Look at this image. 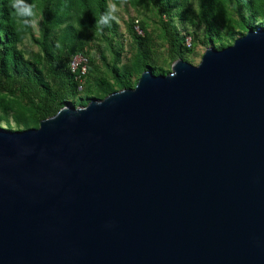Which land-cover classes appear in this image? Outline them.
Listing matches in <instances>:
<instances>
[{"label": "water", "instance_id": "1", "mask_svg": "<svg viewBox=\"0 0 264 264\" xmlns=\"http://www.w3.org/2000/svg\"><path fill=\"white\" fill-rule=\"evenodd\" d=\"M0 264H264V28L0 128Z\"/></svg>", "mask_w": 264, "mask_h": 264}, {"label": "trees", "instance_id": "2", "mask_svg": "<svg viewBox=\"0 0 264 264\" xmlns=\"http://www.w3.org/2000/svg\"><path fill=\"white\" fill-rule=\"evenodd\" d=\"M109 0H0V94L18 96L32 114L30 122L22 113L0 97V122L8 124L12 113L18 127H36L40 121L55 115L81 89L80 81L90 77L96 97H104L118 89L130 88L129 76L136 71H153L147 64L148 34L142 23L128 24L130 38L138 48V58L129 66L117 67L119 55L114 52L112 83L100 72L86 48L91 34L105 37L115 34L118 26L111 17ZM139 3V0H131ZM162 20V28L171 51L181 54L179 40L172 26L175 11L180 17L188 12L189 0H145ZM197 18L203 25L206 41L223 49L248 29L264 28V0H198ZM40 18L39 32L33 37L30 22ZM256 24V25H255ZM136 28L143 34L140 35ZM26 35L37 46L28 56L19 48ZM183 41V40H182ZM76 54L87 58L84 76L72 72L69 63ZM92 98H87L86 105Z\"/></svg>", "mask_w": 264, "mask_h": 264}, {"label": "rangeland", "instance_id": "3", "mask_svg": "<svg viewBox=\"0 0 264 264\" xmlns=\"http://www.w3.org/2000/svg\"><path fill=\"white\" fill-rule=\"evenodd\" d=\"M108 7L111 17L118 26L117 32L112 35L108 34L105 37L100 34H91L86 40L87 44L85 50H87L90 58L94 61L96 68L107 77L110 83L113 82L110 70L113 63L114 52L119 55L118 68L131 65L134 61L136 62L139 57L138 48L133 44L128 32L127 26L130 24L131 20H133L134 23H142L145 26L148 34L146 46L149 48L146 61L153 70L151 72L154 75H166L170 73L172 65L177 60H182L196 66L207 49H218V47L206 41L203 25L199 24L197 18L199 8L198 0L188 1V12L183 17H180L175 11L171 13L172 26L179 40H181L180 56H176L172 53L168 40L164 34L161 21L167 20V17L163 16L160 18L156 10L145 0H139V3H133L131 0H109ZM39 23V16L33 15L30 28L34 38L38 36ZM246 32L244 34H246ZM139 34L143 35L142 33ZM239 37L240 36L237 35L235 39ZM233 42L234 41H229L226 46L232 45ZM19 48L26 54L25 56H28L31 52L38 51L30 35H26ZM142 73L143 72L136 71L129 76L130 88L135 86ZM80 85V93L75 98L68 100L66 104H70L73 107H81L84 106L83 103L86 102L87 98L93 97V99H102L105 97H96L97 94L94 83L90 77H88V80H81ZM113 87V92L121 90L115 86ZM0 97L7 100L12 105L15 112L22 113L25 116V120L30 122L29 118L32 114V110L25 105L21 98L7 94H0ZM38 126L39 124L36 127H18L13 120L12 113H10L8 117V124L4 121L0 122V128L10 131L27 130L38 128Z\"/></svg>", "mask_w": 264, "mask_h": 264}, {"label": "built area", "instance_id": "4", "mask_svg": "<svg viewBox=\"0 0 264 264\" xmlns=\"http://www.w3.org/2000/svg\"><path fill=\"white\" fill-rule=\"evenodd\" d=\"M138 33H141L137 28H136ZM87 58L83 54H76L73 56L69 63V67L72 72L79 73L80 76H84L86 73L87 69Z\"/></svg>", "mask_w": 264, "mask_h": 264}]
</instances>
